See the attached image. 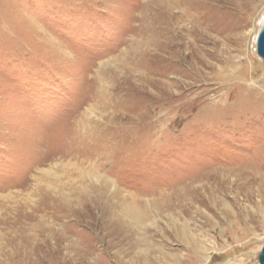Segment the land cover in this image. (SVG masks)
Here are the masks:
<instances>
[{"label":"rangeland","instance_id":"374dc122","mask_svg":"<svg viewBox=\"0 0 264 264\" xmlns=\"http://www.w3.org/2000/svg\"><path fill=\"white\" fill-rule=\"evenodd\" d=\"M263 14L264 0H0V264H259ZM243 91L259 101L246 115ZM11 220L33 247L7 246Z\"/></svg>","mask_w":264,"mask_h":264},{"label":"bare ground","instance_id":"6f19581e","mask_svg":"<svg viewBox=\"0 0 264 264\" xmlns=\"http://www.w3.org/2000/svg\"><path fill=\"white\" fill-rule=\"evenodd\" d=\"M183 2H185V0H182ZM263 18H264V14H263ZM263 18L261 20V25H262V22H263ZM261 27V26H260ZM258 33V32H257ZM257 33L255 34L254 38H253V46H252V51L253 53L255 54V56L257 57V60L262 62V60L260 59V57L257 55L256 53V37H257ZM239 54V53H238ZM248 68H243L241 69V71L244 72V69H248V72L250 73V75H252V72H253V69L250 70L249 66H247ZM264 67V66H263ZM246 71V70H245ZM232 73V72H231ZM230 73V74H231ZM226 81H230V80H237L238 83H242V81L244 80V77L240 76V77H236L234 74L232 75H226L225 78H224ZM238 85V84H237ZM241 86V85H240ZM236 87V86H235ZM252 88V87H251ZM234 89V88H233ZM242 94L237 97V104L235 105V107L237 108V114H240V113H245V111L251 106L252 108V105L253 103L255 102V104H257L259 101H256V98H255V94L252 92V91H243L241 92ZM230 97V96H229ZM260 98V97H259ZM259 100V99H258ZM262 101V99H260ZM264 101V100H263ZM262 105V104H261ZM230 106V105H229ZM253 106H256V105H253ZM260 107V106H259ZM233 109V108H232ZM256 109V108H255ZM258 109V108H257ZM256 109V110H257ZM251 111V109H249ZM259 111V110H258ZM231 112V111H230ZM249 112V111H248ZM253 112V110H252ZM256 113V112H255ZM244 115V114H243ZM246 115V113H245ZM244 115V116H245ZM241 116V115H240ZM264 136V135H263ZM248 166H251V164H249V161H247L244 165H247ZM256 169H259L258 172H261V178L263 180V185H264V164L261 165L260 168H256ZM127 213L130 214L131 216L134 217V219L136 220V222H139L140 220L139 217H140V214H141V211L137 208H130L127 210ZM143 214V213H142ZM24 222H21V221H18V220H11L9 221L8 223V227H7V231H8V236H7V246L8 247H11L15 245L18 247V246H21L23 248V246H29V244L32 246L34 245V240L36 237L33 236V233H34V230H33V227L32 224L31 226H28L27 227V224H24ZM6 238V237H5ZM23 243V244H21ZM33 243V244H32ZM44 243V242H43ZM20 244V245H19ZM30 246V247H31ZM33 247V246H32ZM21 249V248H20ZM27 251V250H26ZM18 253V252H16ZM29 252H27L28 254ZM12 254V252H11ZM25 254V253H24Z\"/></svg>","mask_w":264,"mask_h":264},{"label":"water","instance_id":"95a60500","mask_svg":"<svg viewBox=\"0 0 264 264\" xmlns=\"http://www.w3.org/2000/svg\"><path fill=\"white\" fill-rule=\"evenodd\" d=\"M255 49H256L257 55L262 60V64L264 66V18H263L262 25L257 33ZM258 262L259 264H264V245L260 253L258 254Z\"/></svg>","mask_w":264,"mask_h":264}]
</instances>
